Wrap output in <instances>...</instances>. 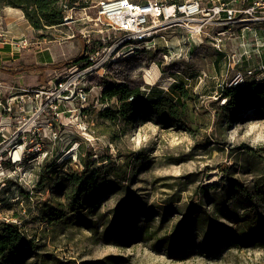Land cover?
<instances>
[{
  "label": "rangeland",
  "instance_id": "1",
  "mask_svg": "<svg viewBox=\"0 0 264 264\" xmlns=\"http://www.w3.org/2000/svg\"><path fill=\"white\" fill-rule=\"evenodd\" d=\"M8 1L0 0V14ZM98 1L74 0L69 22L25 31L27 37L13 40L22 60L1 62L13 69L40 64L49 49L55 67L66 64L41 82L39 72L0 70V211L21 223L27 241L13 243L1 264H264V239L232 238L215 252L195 231L191 244L182 236L179 245L186 243L177 253L164 247L170 240L159 243L175 235L191 208L208 211L230 233L244 211L262 209L264 113L245 111L221 125L212 103L239 73L245 83L264 79V26L250 36L231 27L224 36L228 56L214 49L210 37L201 44L180 29L164 31L156 48L129 55L122 34L98 22ZM3 28L0 21L5 41ZM105 82H126L149 98L175 101L185 86L195 132L151 116L133 125L102 119ZM80 88L88 92L86 103L72 96ZM84 162L87 176L99 172L120 189L92 197L81 216L71 212L67 195ZM214 203L228 216L217 213ZM132 215L134 228L124 227ZM145 229L151 238H142Z\"/></svg>",
  "mask_w": 264,
  "mask_h": 264
},
{
  "label": "trees",
  "instance_id": "2",
  "mask_svg": "<svg viewBox=\"0 0 264 264\" xmlns=\"http://www.w3.org/2000/svg\"><path fill=\"white\" fill-rule=\"evenodd\" d=\"M74 0H10L7 2L9 7L20 10L24 13L26 20L30 26L35 30H45L55 26L63 25L68 10L73 8ZM67 6V9L65 8ZM86 45V42L84 43ZM83 54V53H82ZM81 54V55H82ZM82 59V58H81ZM81 59H76L74 62H79ZM66 65V64H65ZM64 64L53 66L54 70H60L65 67ZM48 68V67H46ZM46 68H38L37 66L25 65L22 70L17 72H40ZM50 68V67H49ZM15 74V73H13ZM100 98V102L108 104V107L99 112V117L110 121H118L124 119L130 125L135 124L139 118L145 120L148 116L155 117L161 122H167L174 125H181L191 133L195 132V111L192 112L190 102L192 99L185 86H179V96L175 100L166 96H152L146 95L145 91L141 90L140 86H131L124 83H110L105 82ZM218 101L213 102L217 114V121L219 124H230L239 120L242 112L257 111L264 113V79L261 81L254 80L252 83L247 82L239 86H232L220 90ZM117 101V106L113 107L111 104ZM222 104V105H221ZM111 159L110 156H108ZM85 169L81 176L69 180L71 182L72 191L67 195L69 204L68 207L74 215H81L84 208L91 206V198L103 197L106 192L117 191L120 188L118 183L111 181L105 176L100 175L99 172H93L87 176L90 165L86 162ZM120 174L114 173V176L119 177ZM259 200L262 204V209L257 212H243L240 227L235 231L226 232L222 226H217L215 221L211 219L208 211H195L194 208L188 210L184 214L182 225L179 226L175 235L167 236V238L159 241L160 244L166 245L170 240L168 250L177 253L182 244H191L192 241L188 238L192 231L197 235H203L206 239V244L212 246L211 251H216L217 247L223 242H228L232 238L237 241L258 243L264 239V192L259 193ZM251 197L250 203H253ZM215 211L226 216V210L223 205L214 203ZM256 205V204H255ZM224 208V210H222ZM132 213V210L128 211ZM73 215V216H74ZM137 215L129 217L125 222L126 228H134L132 224L137 222ZM0 226L4 227L3 232L0 233V264L3 256L11 250L13 243L27 242L24 241V233L20 226L16 224H9L0 221ZM134 226V225H133ZM223 229V230H222ZM149 231L144 230V237L151 238L147 234ZM182 236L187 240L182 242ZM153 239V238H152ZM32 241L28 242L29 244Z\"/></svg>",
  "mask_w": 264,
  "mask_h": 264
},
{
  "label": "built area",
  "instance_id": "3",
  "mask_svg": "<svg viewBox=\"0 0 264 264\" xmlns=\"http://www.w3.org/2000/svg\"><path fill=\"white\" fill-rule=\"evenodd\" d=\"M97 10L99 23L122 34L129 55L156 48L159 41L165 40L164 31L180 29L189 39L199 40L201 44L210 37L214 49L228 56L224 36L231 27H240L242 32L248 33L264 26V0H99ZM69 18L68 14L64 23L69 22ZM88 68V71L94 69ZM259 69L264 70V66ZM242 84L245 79L239 73L226 87ZM224 87L221 86V90ZM87 94L85 88H80L72 96L86 103ZM101 107L104 109L108 104L102 103ZM0 220L22 228L18 220L3 216L1 211Z\"/></svg>",
  "mask_w": 264,
  "mask_h": 264
},
{
  "label": "crops",
  "instance_id": "4",
  "mask_svg": "<svg viewBox=\"0 0 264 264\" xmlns=\"http://www.w3.org/2000/svg\"><path fill=\"white\" fill-rule=\"evenodd\" d=\"M13 10V11H11ZM0 21L3 23L4 25V31L6 33V39L5 41L0 40V70L4 71L6 73H16L19 70H22L23 67H25V65L28 66H37L38 68H46V70H41L39 73H41L40 75V82L44 79V77L46 76L47 72L49 71H55L53 68V66H55V64L52 63L53 58H51L49 56L48 50L49 49H45L44 52L47 53H43V58L45 59V62L43 63H35V64H28L25 63L24 65H21V67L19 69H13L10 67H5L2 65L1 62H3V60H7L10 59V61L13 62H17L22 60V56L20 55V49L16 47V44L13 42V40H21L25 36L23 33L25 31H32L34 33V29L30 26L29 22L26 20L24 13H22L20 10H16V9H10V8H6L2 11V14H0ZM254 32V31H252ZM252 32L247 33L249 36L252 34ZM50 67V68H49ZM22 73V72H21ZM25 73V72H23ZM28 73V72H26ZM17 74V73H16ZM29 74H34V73H29Z\"/></svg>",
  "mask_w": 264,
  "mask_h": 264
},
{
  "label": "bare ground",
  "instance_id": "5",
  "mask_svg": "<svg viewBox=\"0 0 264 264\" xmlns=\"http://www.w3.org/2000/svg\"><path fill=\"white\" fill-rule=\"evenodd\" d=\"M8 8H10V9H15V8H12V7H8ZM16 10H18V9H16ZM11 11H13V10H11Z\"/></svg>",
  "mask_w": 264,
  "mask_h": 264
}]
</instances>
